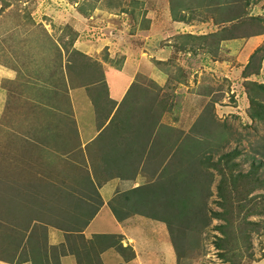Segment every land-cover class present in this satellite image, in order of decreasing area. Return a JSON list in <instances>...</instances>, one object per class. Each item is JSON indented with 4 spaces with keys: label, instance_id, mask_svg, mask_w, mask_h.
<instances>
[{
    "label": "rangeland",
    "instance_id": "1",
    "mask_svg": "<svg viewBox=\"0 0 264 264\" xmlns=\"http://www.w3.org/2000/svg\"><path fill=\"white\" fill-rule=\"evenodd\" d=\"M181 2L180 11L178 0H0V203L16 200L21 221H40L30 225L36 242L45 224L73 229L98 204L87 161L58 130L73 126L66 84L98 82L90 92L100 96L94 73L120 68L137 46L149 70L126 100H144L115 117L138 127L160 115L150 133L162 167L147 165L160 173L142 194L146 211L162 222L177 264H264V120L249 116L264 105V0H224L214 14ZM231 14L240 20H218ZM73 66L82 76L71 83Z\"/></svg>",
    "mask_w": 264,
    "mask_h": 264
},
{
    "label": "crops",
    "instance_id": "2",
    "mask_svg": "<svg viewBox=\"0 0 264 264\" xmlns=\"http://www.w3.org/2000/svg\"><path fill=\"white\" fill-rule=\"evenodd\" d=\"M105 42L108 44L110 40ZM109 44L113 46L112 42ZM95 45L100 46L92 44V47ZM130 47L132 51L120 68L106 66L100 70L98 67L100 74L94 73L102 78L104 89L102 93H98L100 96L94 98L90 92L95 90L98 82L90 83L84 86L85 88L83 85H75L76 83L65 86L64 96H67L69 111L72 112L73 126L61 122L58 130L62 137H71L69 142L80 149L81 158L84 159L82 161H87V183L93 187L98 203L95 206V214L82 228L83 239L78 240L81 246L76 242L79 255L69 251L61 252L68 246L66 238L71 236L63 230L45 224V235H42L38 242L35 241L43 253L33 254L28 244L23 241L14 245L6 244L0 239V264H32L31 258L36 259L38 264H177L171 242L162 237V222L156 220L151 211H146L147 206H151L149 203L145 204L142 195L148 193L152 179L160 173V169L158 172L151 171L147 165L155 160L157 163L153 168L162 167V150H153L156 140H153V134L150 133L151 129L156 127H151V124L159 122L160 115L157 121L154 119L138 127L133 123L129 124L131 121L124 119L125 116H122L121 112L115 117L124 106H131L132 102L137 105L138 99L140 102L144 100L142 97L137 98V95L126 100V94L136 76L145 75L149 70L144 66L145 61L141 54L139 56L136 53L139 50L133 49L137 46ZM81 58L86 59L85 56ZM71 70L72 73H68V77L71 83H74V80L82 75L74 66ZM6 71L11 73L8 69ZM80 71L83 76L86 75L82 68ZM91 75L94 78V75ZM98 100L102 106L100 112L96 109L100 106L97 105ZM146 113L149 114L147 110ZM139 116L150 117L143 113ZM65 143L59 144V147L65 150L69 146ZM130 157L136 164L132 167L127 163ZM80 191L74 190L70 193L79 194ZM112 210L117 211L121 219H117ZM33 236L36 239L34 233Z\"/></svg>",
    "mask_w": 264,
    "mask_h": 264
},
{
    "label": "trees",
    "instance_id": "3",
    "mask_svg": "<svg viewBox=\"0 0 264 264\" xmlns=\"http://www.w3.org/2000/svg\"><path fill=\"white\" fill-rule=\"evenodd\" d=\"M181 1L182 0H178V3H181L179 5L180 11L182 10L181 7H183L182 6L183 3ZM222 1H224V0H195V2L190 3V5H191L190 7L203 8L209 14H214L215 11H217V10L219 11V10L225 8V7H223V6H225V4L222 3ZM247 3L248 2L246 1L245 4H247ZM173 6H175V5H173ZM188 6H189V4H188ZM170 8H171V6H170ZM172 10L174 11V9H172ZM228 10L233 11L231 8H228ZM237 14L239 15V13H237ZM183 17L184 16L180 17L179 21L185 22L186 20H184L185 18L183 19ZM204 18H206V17H204ZM211 18L213 20L212 23L217 22V18H215L214 16H211ZM237 19H238V16L231 14V15L225 16V18H220L218 20L227 21V22H232V21L235 22V20H237ZM201 20L204 21V19H201ZM238 20H240V19H238ZM216 34H217V32L209 33V35H216ZM181 35L186 36V37L191 38V39H200V41H201L208 34H206V35L205 34L194 35V34H190V33H185V34H181ZM260 87H262V85ZM249 116L253 119H256V120H264V105L261 103H257L256 108H253L249 112ZM249 182H250V179L247 180V184H249ZM11 193L12 192L8 193V195H9L8 197H11ZM14 193L19 194L21 192H19V193L14 192ZM27 195L29 196V194H27ZM1 196H3V195H1ZM3 198L4 197H2V199ZM14 201H15V203H13V205H10L7 207H6V204H4L3 202L0 203V229L2 228L0 231H5V232H2L0 234V239L4 240V242L6 244L7 243L8 244H15L16 243V245H19L23 241L24 244H26V245L28 244L27 246H28L30 252H32L33 254L37 253L36 255H38V254L43 253V251L39 248L38 243H35V240L33 239V237H34L33 231H32V228H30L31 224L32 225L38 224V223H40V221L35 220V218H33V216L31 214L25 215L24 216L25 218L23 217L24 220L21 221L20 217L18 216V213L16 215V211L19 210L21 205L18 203V201H16V200H14ZM25 207H26V209H29V210L32 209L31 207H29L27 205H25ZM96 210H97L96 207L92 208L89 211V213L86 215V217L83 219L82 223L79 225L76 222V225H74L73 229H71V227H70V229L68 227L65 228V227L60 226V225L54 226L60 230L65 231L67 235H70V234L76 235V238H72V237L66 238L68 246L66 247V249L63 248L64 250H61V252L69 251L73 254L79 255L77 253V246L76 245H77V243H79L78 240L80 238L83 239V236L81 234L82 228H84V226L87 224L88 220L95 214ZM116 212L113 211L114 216L117 219H121V215L120 214L118 215V213H116ZM138 212L144 213L143 211H138ZM35 226L36 225H34L33 227H35ZM66 237H69V236H66ZM171 243H172L174 252L176 254V258H178L176 247H175L173 242H171ZM80 246H81V244H80ZM73 248H75V249H73ZM75 250H76V252H75ZM30 261L32 264H38L37 260L34 258H31Z\"/></svg>",
    "mask_w": 264,
    "mask_h": 264
}]
</instances>
